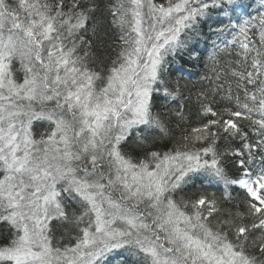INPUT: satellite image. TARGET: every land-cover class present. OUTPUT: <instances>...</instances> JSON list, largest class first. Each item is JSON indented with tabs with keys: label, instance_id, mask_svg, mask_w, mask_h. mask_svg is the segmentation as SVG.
I'll use <instances>...</instances> for the list:
<instances>
[{
	"label": "snow or ice",
	"instance_id": "6c2138e0",
	"mask_svg": "<svg viewBox=\"0 0 264 264\" xmlns=\"http://www.w3.org/2000/svg\"><path fill=\"white\" fill-rule=\"evenodd\" d=\"M117 253L264 264V0H0V264Z\"/></svg>",
	"mask_w": 264,
	"mask_h": 264
},
{
	"label": "trees",
	"instance_id": "16d2710c",
	"mask_svg": "<svg viewBox=\"0 0 264 264\" xmlns=\"http://www.w3.org/2000/svg\"><path fill=\"white\" fill-rule=\"evenodd\" d=\"M203 46H204L203 43H201L199 45L200 48H203ZM188 70L195 74V73H198L200 71V68H199V66L189 65ZM196 78H197L196 75H193L191 77L192 80H195ZM121 256H123V255L118 254V255H113L112 257H110V264H119Z\"/></svg>",
	"mask_w": 264,
	"mask_h": 264
},
{
	"label": "rangeland",
	"instance_id": "374dc122",
	"mask_svg": "<svg viewBox=\"0 0 264 264\" xmlns=\"http://www.w3.org/2000/svg\"><path fill=\"white\" fill-rule=\"evenodd\" d=\"M118 254H119V255H124L123 253H117V254H115V255H118Z\"/></svg>",
	"mask_w": 264,
	"mask_h": 264
}]
</instances>
